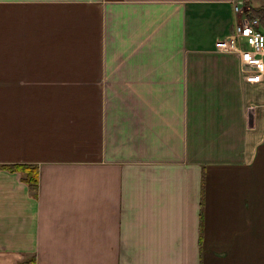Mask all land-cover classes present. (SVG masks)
I'll use <instances>...</instances> for the list:
<instances>
[{
    "label": "crops",
    "instance_id": "obj_1",
    "mask_svg": "<svg viewBox=\"0 0 264 264\" xmlns=\"http://www.w3.org/2000/svg\"><path fill=\"white\" fill-rule=\"evenodd\" d=\"M236 3L0 0V264H264Z\"/></svg>",
    "mask_w": 264,
    "mask_h": 264
},
{
    "label": "built area",
    "instance_id": "obj_2",
    "mask_svg": "<svg viewBox=\"0 0 264 264\" xmlns=\"http://www.w3.org/2000/svg\"><path fill=\"white\" fill-rule=\"evenodd\" d=\"M234 17L233 33L216 39L215 45L238 54L246 82H264V28L258 17L248 16L238 3L234 4Z\"/></svg>",
    "mask_w": 264,
    "mask_h": 264
},
{
    "label": "trees",
    "instance_id": "obj_3",
    "mask_svg": "<svg viewBox=\"0 0 264 264\" xmlns=\"http://www.w3.org/2000/svg\"><path fill=\"white\" fill-rule=\"evenodd\" d=\"M248 16H256L259 18L260 23L264 24V6L259 8H251L250 12L246 13ZM22 171V179L27 182L31 188L38 186V167L34 163H22L17 165Z\"/></svg>",
    "mask_w": 264,
    "mask_h": 264
}]
</instances>
